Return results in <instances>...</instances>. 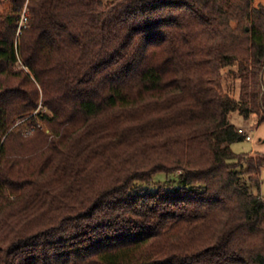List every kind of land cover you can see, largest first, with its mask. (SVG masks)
Masks as SVG:
<instances>
[{"label": "trees", "instance_id": "16d2710c", "mask_svg": "<svg viewBox=\"0 0 264 264\" xmlns=\"http://www.w3.org/2000/svg\"><path fill=\"white\" fill-rule=\"evenodd\" d=\"M255 1L11 0L0 264H264V155L231 149L264 122Z\"/></svg>", "mask_w": 264, "mask_h": 264}, {"label": "rangeland", "instance_id": "374dc122", "mask_svg": "<svg viewBox=\"0 0 264 264\" xmlns=\"http://www.w3.org/2000/svg\"><path fill=\"white\" fill-rule=\"evenodd\" d=\"M107 4L114 0H104ZM264 4V0H256L255 5ZM11 9V0H0V14L6 13ZM264 86V75H263ZM234 124L239 128L244 129L253 139L252 142L246 140L237 141L231 145L232 151L237 155H264V122H259L256 118L252 117L249 120H245L238 114H235ZM174 181L173 176H170ZM170 177L164 174H157L153 178L154 184L166 183ZM261 189L260 194L264 199V168L261 171ZM257 193V191H255Z\"/></svg>", "mask_w": 264, "mask_h": 264}, {"label": "built area", "instance_id": "2783aa9c", "mask_svg": "<svg viewBox=\"0 0 264 264\" xmlns=\"http://www.w3.org/2000/svg\"><path fill=\"white\" fill-rule=\"evenodd\" d=\"M27 20H28L27 19V11L24 10V12L22 14L21 21H20V26H24L27 23ZM238 133H239V135L243 136L246 141H248V142L253 141L252 137L244 129L239 128Z\"/></svg>", "mask_w": 264, "mask_h": 264}]
</instances>
